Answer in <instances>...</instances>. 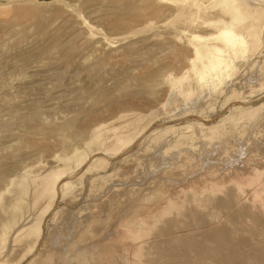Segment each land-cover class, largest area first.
Wrapping results in <instances>:
<instances>
[{"label":"rangeland","instance_id":"obj_1","mask_svg":"<svg viewBox=\"0 0 264 264\" xmlns=\"http://www.w3.org/2000/svg\"><path fill=\"white\" fill-rule=\"evenodd\" d=\"M262 68L264 0H0V194L24 187L34 198L2 226L0 264H41L54 229L125 187L107 230L141 228L138 253L118 263L109 237L94 264H264ZM131 114L135 123L116 121ZM121 127L118 141L90 145ZM232 132L235 151L201 157V143ZM141 148L152 152L147 177L122 170ZM193 151L183 175L178 156L167 168L170 153Z\"/></svg>","mask_w":264,"mask_h":264},{"label":"bare ground","instance_id":"obj_2","mask_svg":"<svg viewBox=\"0 0 264 264\" xmlns=\"http://www.w3.org/2000/svg\"><path fill=\"white\" fill-rule=\"evenodd\" d=\"M260 69H261V67H260ZM260 71L262 72V70H260ZM263 72H264V69H263ZM199 93L197 92V94H199ZM175 98L177 99V97H173L172 99L175 101ZM172 99H170V100H172ZM134 117H135V115H133V114L120 116L119 118L116 119V121H119V123L121 124V122L127 121L128 119H131L130 121L132 122ZM136 120H135V122H136ZM247 120L248 121H246V122H248V123H245L246 125L243 122H242L243 124H241V125L237 122L236 126L239 125L238 126V131L236 130L234 132H240L247 125L252 127V126L255 125V122L257 124V118H255V119L251 118L250 121H249V119H247ZM138 121H140V119ZM128 125L130 126V124H128ZM134 125H136V124H134ZM121 128H122L121 131H120V129H118V130L109 129V131H106V132L96 133V135L93 138L90 139V141H89L90 145L93 148L94 146H97L98 144H101V143H105L107 145H110L111 143L116 142V140L118 141L121 137H117V134H119V133H121V132H123V131L128 129L127 127H126V129L124 127H121ZM247 129L245 128L244 131L247 132ZM226 133H227V131H226ZM227 134H230V133L228 132ZM122 135H123V133H122ZM235 136H237V134L232 132L231 136H229V137L228 136H226V137L223 136L224 138H221L222 139V143H220L221 141H219V143H217V139H213V138L205 141L204 143H201L199 145V149L200 150H198L201 153V157L202 156H207L212 151L215 152V150H217V149H220L221 151L222 150L225 151V154L228 155L231 151H233L237 147V145H236L237 144L236 143L237 138ZM255 136H256V134H255ZM231 137H233L234 140L236 138V141L231 140ZM152 142L153 141H151V145L149 143L151 148H152ZM257 142L258 141H256V148L258 146ZM154 143H153V145H154L153 148L158 144V143H155V144ZM150 146H149V148H150ZM145 147H147V146H145ZM149 148L147 150H149ZM165 149H167V147ZM140 150H141L140 152L137 151L136 153L128 155L127 157L124 156L125 159L123 158L124 161L121 162L122 170L127 168L128 166L132 165L134 170L137 171V172H135L133 170L134 174L135 173H139L137 175H140L141 171H143L142 165L145 164V167H146V164H147L146 161H145L146 163L143 162V158H145L147 160V158L145 157V154H144V153L147 152V150H145V149L142 150V148ZM198 151L195 150V152H198ZM149 152H151V151L149 150ZM149 152L147 153V155H149ZM195 152L194 151L190 152V153H188V152H184L183 153L182 152L181 154H176V155L173 153L174 154L173 157L171 156V153L169 155L167 154L168 155L167 157L170 158L169 161L167 160L168 162L166 161V159L163 160V157H162V161H161V159L159 157L157 159L158 160L160 159L161 163L163 161H166L168 163V166H167V168H168L169 165H171V160H173V163H174V161L176 162L175 158H177V156H178L180 159H182L181 162L179 161L180 162L179 164L177 163L178 167L176 168L177 165L175 164V166H174L173 163H172L173 166L172 165L171 166H172V168L175 167L179 171L180 175L181 174L183 175L188 170V167H186V165H185L188 162L187 160L194 158L195 157ZM161 153H162V155L160 153L158 155L159 156H164V158H165L166 157V153L165 152H161ZM163 153H165V154H163ZM143 154H144V157H143ZM197 154L199 155V153H196V155ZM151 155H152V152L150 153L149 156H151ZM151 157L148 158V159L151 160L152 159ZM153 160L154 161L152 163L149 161L151 163V166H149V165L148 166L152 167L154 169L156 166H158V164H160V162L158 160H155V159H153ZM163 164H165V163L163 162ZM143 167H144V165H143ZM160 168L163 169L164 167L162 168V165H161ZM146 169H144V172H145ZM153 169H151V173L153 172L152 171ZM164 170H165V168H164ZM133 171H132V174H133ZM148 171H150V168L148 169ZM148 171H146L145 173H147ZM156 171H158V169ZM165 171H168V170H165ZM169 171H170V169H169ZM144 172H142L143 176L145 175ZM148 173H150V172H148ZM148 173L145 175L146 177H147ZM176 173H177V171H176ZM152 175H153V173H152ZM128 177L130 178V175H128ZM134 177H136V175H134ZM137 177H140V176H137ZM122 190L125 191V192H123V195H124V193L127 195V196L124 195V199H122V197L120 199V196H121L120 191L122 192ZM135 190H136V188H135ZM128 192L129 191L126 190V187H125V189L112 188L102 198V200H101V202L99 204L90 203L89 208L87 210V214H86V211H84V214L81 213V214L77 215L76 217L72 216L71 219L69 220V222L67 221V222L64 223V226H61L62 228L60 227V228L54 229L53 232H52V235H50L49 238L47 237L45 239L44 244L40 246V250H39L38 254L36 255V257L34 258V260L40 261L41 264H70L69 261L71 259H74L75 260V264H80V263L81 264L82 263H84V264L85 263L94 264L96 262L95 260H98V259H95V258L99 257V251L101 249V248L99 249V246H100V244L102 242H105L107 238H108V240L110 238H113L114 240H118V241L121 242V245H122L121 252L117 253V254L115 253L116 254L115 257L113 255L114 259L118 263H122V262L125 261V257H126L125 256V254H126L125 251H127L129 249L133 252L134 255H136L138 253V248H137V246L134 247L132 245V243H134L135 240L140 239L142 237L143 232H142L141 228L136 229L133 226L132 227L130 226L131 228L129 227L128 228L129 230L127 228H125L126 231H124V234H121V229L122 228H119V230H120L119 234L120 235H115L114 234L113 237L111 236V234L109 235V233H108L109 230H107V229L113 228V226H114L113 222L114 221H116V222L119 221L121 213L119 212L118 208H119V206H121V204L123 206V203L121 202L120 205H118L119 204L118 200L119 199L123 200V201L124 200H126V201L130 200L129 199L130 198V193H128ZM29 194H30V192H28V191L26 192L24 187L23 188H13L11 190V192H7L5 194H0V233L2 232V226L4 225L5 222L9 223V224H12L14 222V220L18 216H20L23 212L26 211L27 207H29V204L34 202L33 201V199H34L33 196L29 195ZM130 210L134 211L135 209H132V207H131ZM123 213H125V212H123ZM12 214H13V216H12ZM65 218L67 219V217H65ZM124 222H125V220H124ZM114 224L118 225V223H115V222H114ZM126 227H127V225H126ZM123 229H124V227H123ZM117 230H118V228H116V231ZM115 233H117V232H115ZM33 237L34 236L32 234H27L25 238H21V239L16 240L15 241V244H16L15 249L9 254L11 256V258L16 259L17 257H19L20 256L19 252L22 251L25 247H28L30 245L31 241L33 240ZM43 237L44 236H42V238ZM0 241H2V240L0 239ZM109 241L106 242V244L110 243ZM113 241H111V243ZM135 243H136V241H135ZM103 246H104V244H103ZM101 247H102V244H101ZM104 249H102V252H103ZM237 249L235 247L233 249H231L230 256L233 259H238L239 257L241 258V256H242L241 252H243V251H241L240 249H238V250ZM131 251H128V252L131 253ZM251 252H253L254 254L258 253L257 251H254V250H252ZM168 255L169 254H167V253H163L161 256L163 257V259H166L168 257ZM258 256H260V253L258 254ZM166 263L169 264V263H172V262H166Z\"/></svg>","mask_w":264,"mask_h":264}]
</instances>
